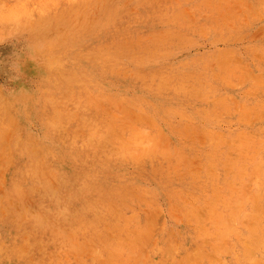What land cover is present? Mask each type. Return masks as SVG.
<instances>
[{"label":"rangeland","instance_id":"1","mask_svg":"<svg viewBox=\"0 0 264 264\" xmlns=\"http://www.w3.org/2000/svg\"><path fill=\"white\" fill-rule=\"evenodd\" d=\"M0 264H264V0H0Z\"/></svg>","mask_w":264,"mask_h":264},{"label":"bare ground","instance_id":"2","mask_svg":"<svg viewBox=\"0 0 264 264\" xmlns=\"http://www.w3.org/2000/svg\"><path fill=\"white\" fill-rule=\"evenodd\" d=\"M82 61V60H81ZM76 74V73H75ZM85 84V83H84ZM100 85V84H99ZM83 94V93H82ZM94 110V109H93ZM75 125V124H74ZM249 180V179H248ZM248 182V181H247ZM121 249V248H120ZM80 256V255H79Z\"/></svg>","mask_w":264,"mask_h":264}]
</instances>
